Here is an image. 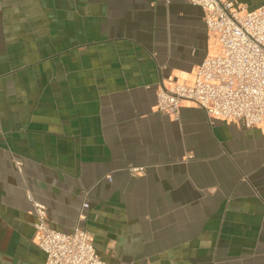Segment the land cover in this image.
<instances>
[{
  "label": "crops",
  "instance_id": "0c3cea01",
  "mask_svg": "<svg viewBox=\"0 0 264 264\" xmlns=\"http://www.w3.org/2000/svg\"><path fill=\"white\" fill-rule=\"evenodd\" d=\"M213 52L186 0H0V264H44L27 194L105 264H264V126L154 109Z\"/></svg>",
  "mask_w": 264,
  "mask_h": 264
},
{
  "label": "built area",
  "instance_id": "2783aa9c",
  "mask_svg": "<svg viewBox=\"0 0 264 264\" xmlns=\"http://www.w3.org/2000/svg\"><path fill=\"white\" fill-rule=\"evenodd\" d=\"M186 2L202 11L214 52L195 69L191 83L160 87L155 111L177 119L179 109L189 104L210 119L245 129L264 126V4L247 10L235 0ZM15 168L21 173L20 163ZM130 172L142 174L144 168ZM27 199L35 218L33 243L44 254V264H105L94 250L90 233L78 227L70 233L52 230L46 207L29 194ZM87 207V203L81 206Z\"/></svg>",
  "mask_w": 264,
  "mask_h": 264
}]
</instances>
